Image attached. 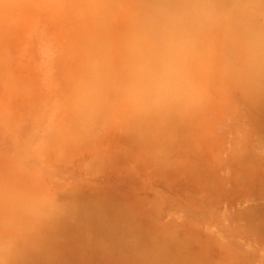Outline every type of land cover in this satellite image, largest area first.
Listing matches in <instances>:
<instances>
[{"label":"rangeland","instance_id":"374dc122","mask_svg":"<svg viewBox=\"0 0 264 264\" xmlns=\"http://www.w3.org/2000/svg\"><path fill=\"white\" fill-rule=\"evenodd\" d=\"M212 1L208 18L195 17L187 35L204 57L203 94L196 87L197 102L186 99L181 108L200 118L179 132L183 118L170 110L171 124L147 127L150 144L134 133L133 111L122 103L111 101L92 127L74 121L65 53L71 26L92 19L80 12L86 0H0V264H122L125 248L82 239L109 215L107 223L126 228L116 233L128 241V257L152 248L134 243L141 232L174 244L179 256L160 264H264V238L255 230L264 209V150L252 152L261 141L252 123L260 85L245 68L239 35L264 26V0ZM132 2L115 6L127 14ZM116 72L107 70L106 92ZM83 203L89 209L82 207L83 224L75 226V204ZM246 209L252 222L241 217ZM39 217L48 226L33 224Z\"/></svg>","mask_w":264,"mask_h":264},{"label":"bare ground","instance_id":"6f19581e","mask_svg":"<svg viewBox=\"0 0 264 264\" xmlns=\"http://www.w3.org/2000/svg\"><path fill=\"white\" fill-rule=\"evenodd\" d=\"M115 2H117V0H86V5H84V8H82L83 10H81L80 12H83L84 16L88 15L92 19L88 20L89 21L88 23L77 22L72 25L73 27L71 26V28L75 32L72 31L70 33L71 36L69 37L68 42L71 48L65 54L66 57L70 58V64H71V74H69L67 78L69 79L67 80L69 82L67 91L69 93V104L72 106L73 110L75 111L74 121H77L78 125H82L84 122H89L90 127H92L91 125H93L96 122L97 116L102 118V115H104L101 114L103 113L102 109L103 110L106 109L104 107L112 101L113 106L115 108L116 105L122 103V105L125 108L128 107L133 111V115H134L133 116L134 119L132 122L133 131L138 137H140L143 140V142H149L150 144L151 143L153 144L152 133L154 132L147 127L148 126L158 127V124H163V123H167V125L171 124L173 122V118L175 119V116L173 117L171 114L172 112H175L176 116H181V118H183V121L180 124L179 132H181V130L190 132L191 128L189 127L187 128L185 123L186 122L192 123L193 122L192 120L198 119L200 117L195 114L185 115L186 114L184 113L185 107L181 108L182 106H184L185 100L180 103L169 104L161 108L133 107L125 103L121 95V84L123 80L121 69L128 57L129 48L136 39L141 37H151L152 35L156 34L166 26L170 28H178V29L183 28L185 29L183 36L185 37V40H187L183 54L184 71L187 75L188 80L193 85L191 92L197 87V93H196L197 97L202 95L203 93L201 94L200 92L199 84H200V80H201L200 77L202 72L201 69L202 58L204 59V57L203 54L199 52L200 45L194 42L196 40L192 41L190 37H187V35H189L192 26V21L195 17L198 19V21L205 20L204 17L208 18L211 11H209L207 5L210 2L214 3V1L212 0H133L131 7L126 10L127 14H125V12L124 13L119 12L117 6H115ZM91 3L94 4V8L89 9ZM180 4L183 7V11L179 9ZM76 18L77 17L75 16V19ZM177 21H181L180 24H178ZM235 27L236 28L239 27L240 29V24L238 21L236 22ZM262 27L264 26H257V30L251 29L250 31H243L242 33H239V35H241L245 40V42L242 41L243 43H241L243 53L246 56L245 68L248 69L250 68L249 71L255 72L257 77L256 79L257 83L260 85V87H258L257 89L258 90L257 93L254 94L255 98H252L253 102L255 101L256 103L254 104V106L255 107L258 106L260 109L258 114L259 116L258 121L252 122L257 127V138L261 139L258 146L256 145L257 147L253 148L254 150L252 152H258V153L260 149L264 150L263 148L264 147V142H263L264 140V113H263L264 32L262 31V29L264 28ZM180 30L181 29H179V31ZM193 34H194L193 36L198 35V33H193ZM228 49H229V45L226 44V47H224L223 50L228 51ZM92 60H99L102 62L103 65L102 78L105 84H107L106 82L109 81L108 80L109 77L107 76L108 69L111 68L117 69L118 72H116L117 75L116 82L113 83L111 86L113 88L112 90L113 92L105 91L106 94L111 93L109 94L108 100L103 101L101 97H99L95 102L94 109L88 114L84 115L82 114V107L79 100V90L77 85L85 72L87 63ZM220 71L221 70H219V72ZM194 98L195 97L192 95L189 96L188 102L191 104L190 106H193L194 105L193 103L197 102V100ZM246 101L250 102V100H246ZM197 107L198 108L201 107V104L197 103ZM170 110H172V112H170ZM141 113L144 116L140 115ZM160 113H162L163 116L160 115ZM169 113H170L169 117H171L170 119L168 118ZM155 114L157 115V117ZM135 120H137L136 123L137 127H135ZM142 125L145 126L141 127ZM260 144L263 145L260 146ZM248 148L249 147H247L246 150H249ZM247 156L248 159L245 160V162L244 160L240 162V165H242L244 168L247 167L246 162L250 160L249 154H247ZM243 177H246V175H244ZM62 202L65 203V200H63ZM86 205H90V203H87ZM83 206L84 203L83 205L75 204L74 209H78L76 212L77 216L73 217V219L75 220L73 222L74 223L73 225L75 226H78L77 224L83 222V216H84V214L82 213ZM85 209H89V207L84 206L83 211ZM246 210L247 211L242 212L244 216L241 217L246 219L247 222H252L253 215L249 213L250 211H248V209ZM260 213L262 214L256 216L257 217L256 220H258V222L257 225L255 226V230L258 235L264 238V214H263L264 209ZM105 217L106 218L104 223L97 224L98 229L93 231V234H91L93 236L92 238L89 239L82 238V239L86 240V242L89 241L97 242V239H101V237H104L106 241L112 240L114 244L111 246L112 248L114 247L125 248V252L123 253L122 256L119 257L121 259L120 262L122 264L124 263L145 264L146 263L145 261H147V264H160L157 262L160 259L163 260L165 258L167 260V258L171 259L174 256H179V253L176 252V248L174 247L173 243H168L167 241L161 239L160 237L157 238L154 235L139 232L136 234L137 239H133L134 243H138L139 246L149 245V244L153 246L152 248L149 247L144 248L142 253H140V255L133 254L131 256L129 255L128 257L129 250H127V248L125 247V243H127L128 241L120 237L116 233L120 231V229L126 230V228H124L122 223L118 228L114 224L112 225L107 223V219L112 218V215ZM39 218L41 221H38L36 223L34 220L35 223L33 224H35L38 227H41L43 225L48 226V224H46L47 222L43 220L44 217H39ZM27 220L29 221L30 219ZM54 228L55 227L52 226L50 229H54ZM112 229H114L115 231L111 232ZM33 241L35 242L38 241L41 243L42 241H44V239L37 237ZM108 245L111 244L108 243ZM163 249L166 251L165 253H161ZM168 249L170 250L167 251ZM92 250L94 251L95 248H92ZM124 261H126L127 263Z\"/></svg>","mask_w":264,"mask_h":264},{"label":"clouds","instance_id":"9594fccd","mask_svg":"<svg viewBox=\"0 0 264 264\" xmlns=\"http://www.w3.org/2000/svg\"><path fill=\"white\" fill-rule=\"evenodd\" d=\"M186 40L178 28L164 27L151 37L136 39L122 66L121 95L133 107L161 108L189 98L193 85L184 71ZM103 65L89 61L78 82L82 114L94 109L105 94Z\"/></svg>","mask_w":264,"mask_h":264}]
</instances>
